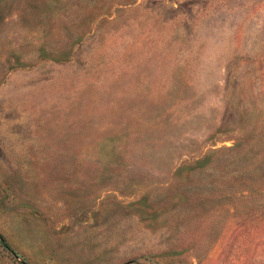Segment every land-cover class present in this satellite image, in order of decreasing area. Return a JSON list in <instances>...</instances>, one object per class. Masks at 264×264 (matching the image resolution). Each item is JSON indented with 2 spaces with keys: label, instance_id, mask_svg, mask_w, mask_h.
I'll use <instances>...</instances> for the list:
<instances>
[{
  "label": "rangeland",
  "instance_id": "obj_1",
  "mask_svg": "<svg viewBox=\"0 0 264 264\" xmlns=\"http://www.w3.org/2000/svg\"><path fill=\"white\" fill-rule=\"evenodd\" d=\"M0 264H264V0H0Z\"/></svg>",
  "mask_w": 264,
  "mask_h": 264
}]
</instances>
